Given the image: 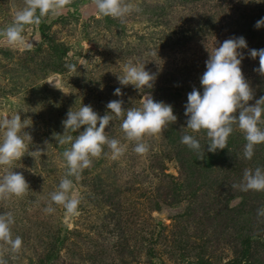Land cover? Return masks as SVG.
Segmentation results:
<instances>
[{
	"label": "rangeland",
	"instance_id": "1",
	"mask_svg": "<svg viewBox=\"0 0 264 264\" xmlns=\"http://www.w3.org/2000/svg\"><path fill=\"white\" fill-rule=\"evenodd\" d=\"M139 11L122 19L99 13L93 0H72L58 14L38 25H27L24 44L10 45L0 37V121L20 114L28 119L24 130L30 151L12 169L22 173L29 190L0 200V213L12 212L13 238L22 248L13 254L0 242V259L7 264H264V192L242 191L245 169H264V143L255 146L251 160L244 158L246 140L237 125L227 148L208 152L206 130L186 128L188 93H203L200 78L215 46L243 36L242 71L254 90L264 96V76L255 71L264 49V0H126ZM24 0H0V30L11 25ZM144 65L156 75L152 88L122 86L117 75L126 64ZM76 65L70 71L66 65ZM83 64V65H81ZM86 67H85V66ZM122 95H114L116 88ZM173 106L177 116L160 133L144 136L149 151L137 154L120 125L124 116L110 121L109 138L127 145L113 158L105 145L72 194L80 200L72 223L62 205L52 204L67 171L59 145L62 121L82 103L100 116L107 103L123 100V107H140L143 96ZM234 115L238 116V112ZM264 120V115L261 117ZM264 129V123L259 125ZM77 133H70L74 138ZM185 134L201 145V155L181 143ZM2 138V133H0ZM0 166V176L8 171Z\"/></svg>",
	"mask_w": 264,
	"mask_h": 264
},
{
	"label": "clouds",
	"instance_id": "2",
	"mask_svg": "<svg viewBox=\"0 0 264 264\" xmlns=\"http://www.w3.org/2000/svg\"><path fill=\"white\" fill-rule=\"evenodd\" d=\"M72 0H24L25 6L16 11L13 22L5 29L0 30V37L6 39L10 45L24 44V30L27 25H38L41 19L49 14L56 15ZM99 13L104 16L122 19L139 11L134 5L126 0H93ZM256 28L264 27V18L256 22ZM248 48L247 41L243 36L226 39L219 47L207 50L210 53L206 63V71L200 78L203 93L193 88L188 93L185 104L186 125L193 133L206 130L209 144L208 152L215 153L218 149L227 148V140L233 133V125H237L244 134L246 144L243 156L251 160L255 154V146L264 143V129L259 125L264 123L261 119L264 115V96L250 105L249 101L254 98V90L247 81L242 71L244 54L241 49ZM249 55L252 59L259 57L257 73L264 76V49H251ZM83 65V64H81ZM85 66V65H84ZM66 67L75 72L76 65L67 64ZM86 67V66H85ZM156 75L145 69L144 65L126 64L123 74L117 75V80L122 86L133 85L136 89L152 88ZM114 95H122L121 88H116ZM140 107L124 109L123 100H112L107 103V114L100 116L92 106L82 105L77 109L71 108L62 121L64 132L57 134L56 140L59 145L70 144L63 152L67 164V171L61 178L58 190L50 194V203L44 208L45 213H53L52 204L62 205L66 212L75 214L80 200L72 194L73 179L79 180L84 169L91 167L93 157H99L106 145L111 150L113 158L122 156L127 145L122 144L116 138H109L105 129L109 126L114 114L116 117L124 116L120 125L128 141H134V151L137 154H146L149 145L142 142L143 137L160 133L168 124L175 123L177 116L173 106L165 102H157L152 95L143 96ZM238 112V116L234 115ZM28 119H21L20 114L12 115L0 121V166H8V171L0 176V200L7 201L11 196L22 197L28 190L29 184L22 173L12 169L15 161L21 160L28 155L35 157L43 154V149L30 151L27 140L31 136L24 131ZM82 126H87L80 131L75 138L70 133H77ZM181 143L201 155V145L198 139L191 134H185ZM242 191L264 192V169L257 167L254 170L245 169L242 182L239 185ZM258 216H264V208L258 210ZM15 223L12 212L0 213V242L8 246L6 250L17 254L22 248V238H13L12 225ZM0 264L7 261L0 259Z\"/></svg>",
	"mask_w": 264,
	"mask_h": 264
},
{
	"label": "water",
	"instance_id": "3",
	"mask_svg": "<svg viewBox=\"0 0 264 264\" xmlns=\"http://www.w3.org/2000/svg\"><path fill=\"white\" fill-rule=\"evenodd\" d=\"M78 213V211H76L75 214H67V223L71 224L72 223V220L74 218V216Z\"/></svg>",
	"mask_w": 264,
	"mask_h": 264
}]
</instances>
